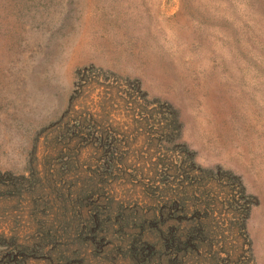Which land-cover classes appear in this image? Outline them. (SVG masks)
<instances>
[{"label": "rangeland", "instance_id": "rangeland-1", "mask_svg": "<svg viewBox=\"0 0 264 264\" xmlns=\"http://www.w3.org/2000/svg\"><path fill=\"white\" fill-rule=\"evenodd\" d=\"M0 264H264V0H0Z\"/></svg>", "mask_w": 264, "mask_h": 264}]
</instances>
